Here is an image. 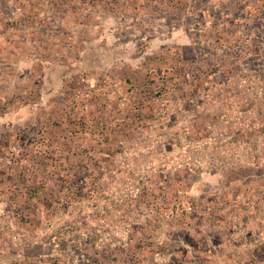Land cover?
<instances>
[{"label": "rangeland", "instance_id": "obj_1", "mask_svg": "<svg viewBox=\"0 0 264 264\" xmlns=\"http://www.w3.org/2000/svg\"><path fill=\"white\" fill-rule=\"evenodd\" d=\"M45 2L0 0V264H196L264 219V0Z\"/></svg>", "mask_w": 264, "mask_h": 264}, {"label": "crops", "instance_id": "obj_2", "mask_svg": "<svg viewBox=\"0 0 264 264\" xmlns=\"http://www.w3.org/2000/svg\"><path fill=\"white\" fill-rule=\"evenodd\" d=\"M19 1L21 2L22 0H19ZM24 1L25 2L28 1L29 5L27 7H25V10L30 12L31 8L33 7L32 1L35 2V0H24ZM50 4H51V0H46L45 5H48V6H46L47 10L53 11V14H54L56 12V10L58 9V7L55 9V8L51 7ZM63 4H66V3L63 2ZM106 4H107L106 2L100 1L98 3L97 9L99 11L109 10V9L105 8L104 5H106ZM1 11L5 12V10L3 8L0 9V12ZM20 12H23V10L19 6L15 7L13 9V14L19 15L18 13H20ZM109 14H110V16H109ZM109 14H106L102 17V23L99 22V26L97 27V29H99V30H101L102 27H104V28L108 27L109 30L106 32L105 31L103 32L104 33L103 39L106 42L101 43V40L99 39V38H101V36H99V38L97 39L96 47H98L99 49L96 52H94L96 54V56H99L101 54V52L104 51L102 46L103 45L105 46L107 44L108 39H109L108 44H110L109 45L110 49L114 45L115 46H121V48H124V50H121L123 55H124L125 51H127L126 48H128V45L124 42L125 38L123 39L119 33L114 32L115 29H119L118 26H116L114 29L111 28V25L115 22L113 20V17H116L115 19H117V17H118V20H119L120 14H118L116 16L112 15L111 12ZM121 14H123V13H121ZM50 16H51L50 13L47 12L46 13V19H47L46 22L47 23H48V21H51ZM53 22H55V20ZM63 24H64L63 21L59 22L60 28H63ZM99 34H101V32ZM128 52L130 54V56L128 58L131 59L132 53L129 49H128ZM123 55L121 53H119L117 55V56H120L121 59L116 57L114 59L115 64L122 63ZM98 65H104L102 60H100L97 63V66ZM261 222L263 223L262 228H261ZM254 223H256L258 226L253 225L252 230L251 231L248 230V232H247L248 234L252 235V237L254 238L252 243L247 244L246 242H243L244 237H239V235H237V234H236V239H233L232 237H228V235H230L228 231L231 232L233 227L231 226L230 229H228V227H227V229H223L222 231L219 230L218 232H216V234L214 235V237L212 239H209V241H208L209 244L207 245L209 250L207 252H204V254L200 256L201 257L200 260H203V262L202 261L196 262V260H194L196 262V264H218L221 261H225L224 264H244L246 260H248L247 261L248 264H264V219L263 220L262 219H256V220H254L253 224ZM238 227L241 228L240 224H238ZM240 230H242V229H240ZM222 250H226L228 253H230L229 258H226L223 255L224 252H222ZM42 251H44V252H42ZM42 251L36 254V258L42 254L48 255V256H53V254L55 253L54 248H51L49 251L48 250L47 251L42 250ZM181 251L182 252L177 253V259L181 258V260H179V263L180 264H194L191 261L192 258H190V253L187 251V249L184 247L181 249ZM250 252H251L250 257H244L245 253H247L249 255ZM258 253L260 254V256L258 255ZM34 257H35V255H34ZM174 257H176V255ZM83 258H84V256H83ZM67 259L69 260V258H67ZM68 260L65 261L66 264L69 263ZM70 260H72V259H70ZM76 263L77 262L74 261L70 264H76ZM46 264H53V263L47 262ZM166 264H169V263L166 262Z\"/></svg>", "mask_w": 264, "mask_h": 264}, {"label": "trees", "instance_id": "obj_3", "mask_svg": "<svg viewBox=\"0 0 264 264\" xmlns=\"http://www.w3.org/2000/svg\"><path fill=\"white\" fill-rule=\"evenodd\" d=\"M240 224V226H241V228L240 229H245V223L243 222H241V223H239ZM239 228H232V230H231V232L230 231H228L229 232V234L230 235H228V237H232L233 239H236V234L237 235H239V237H244V239H243V242H246L247 244H249V243H252L253 242V240H254V238L252 237V235H250V234H248L247 232H245V231H242V230H240ZM233 231V232H232ZM240 234H239V233ZM250 235V236H249ZM227 236V235H226ZM227 237V238H228ZM242 242V241H241Z\"/></svg>", "mask_w": 264, "mask_h": 264}]
</instances>
